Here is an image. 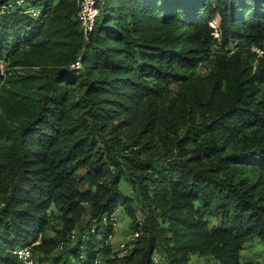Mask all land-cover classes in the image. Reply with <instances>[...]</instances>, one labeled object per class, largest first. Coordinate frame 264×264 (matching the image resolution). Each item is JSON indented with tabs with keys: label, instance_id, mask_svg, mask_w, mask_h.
I'll list each match as a JSON object with an SVG mask.
<instances>
[{
	"label": "trees",
	"instance_id": "16d2710c",
	"mask_svg": "<svg viewBox=\"0 0 264 264\" xmlns=\"http://www.w3.org/2000/svg\"><path fill=\"white\" fill-rule=\"evenodd\" d=\"M16 1L0 0V264L22 247L242 264L264 244V0H99L87 40L77 0ZM117 207L140 233L124 257L102 224Z\"/></svg>",
	"mask_w": 264,
	"mask_h": 264
},
{
	"label": "built area",
	"instance_id": "2783aa9c",
	"mask_svg": "<svg viewBox=\"0 0 264 264\" xmlns=\"http://www.w3.org/2000/svg\"><path fill=\"white\" fill-rule=\"evenodd\" d=\"M99 0H77L78 14L77 19L80 23L81 32L83 37L87 40L89 35L92 33L94 24L98 16L100 15V9L98 7ZM23 1L19 0L15 2V6H22ZM31 18L36 19L38 17L37 11L34 9H28L26 12ZM213 29V37L220 44V34H219V23L216 26L212 24L209 25ZM250 51L255 55V61L253 63L254 68L256 67L259 60H264V42L260 47H253ZM72 69H78L79 64L75 63L71 66ZM121 208L117 207L109 216H104L102 218V224L111 226V234L108 236L105 241V245H110V240L113 238L114 234L117 232L118 227V214L120 213ZM140 226L141 223H138ZM75 235L72 236V240L75 238ZM140 237V233L137 231L131 232L128 234L124 241L119 244L118 253L119 257L127 256L135 247V241ZM85 238V237H81ZM12 255L19 261L20 264H41L34 260L31 247H22L17 248L11 252ZM82 260V256L80 257ZM153 264H167V259L165 256L153 255L152 257ZM93 264H101L100 259H96Z\"/></svg>",
	"mask_w": 264,
	"mask_h": 264
},
{
	"label": "rangeland",
	"instance_id": "374dc122",
	"mask_svg": "<svg viewBox=\"0 0 264 264\" xmlns=\"http://www.w3.org/2000/svg\"><path fill=\"white\" fill-rule=\"evenodd\" d=\"M218 17L215 18V20L211 23L213 26H216L218 23L220 24V19ZM100 18H97L96 20L98 21ZM211 28V27H210ZM235 43H232L230 47L233 50V47L235 46ZM217 51V50H214ZM3 69L2 65H0V70ZM199 71L204 73V70L199 68ZM119 192L130 199H133L134 201L132 205V209L135 213L136 216V221L138 223H143V213L140 208V202L136 200V194L132 190L131 186L125 182L121 181L119 184ZM88 222V219H84L82 223V227ZM132 219L126 214V212L121 209L120 213L118 214V227H117V232L114 234L113 238L110 240V245L109 247L111 248L112 252L115 253L118 251L119 244L122 243L125 239V237L130 234L132 231L131 226H132ZM53 235V234H51ZM74 239L72 240L75 242L79 237V229H77L74 232ZM37 243L36 245H38ZM61 251L60 250H55L51 252L50 254L46 255L42 251H35L33 253V258L35 261L41 263V264H53V261L55 259H60ZM155 255L162 256L159 253H154ZM164 256V255H163ZM241 257V263L242 264H264V244L261 243L258 239L252 240L251 242L247 243L244 245L243 250L240 253ZM72 264H75L74 262ZM188 264H218L217 262L211 261L207 258H202L198 257L195 255L190 256V260Z\"/></svg>",
	"mask_w": 264,
	"mask_h": 264
}]
</instances>
